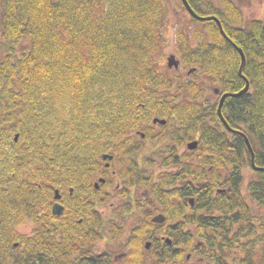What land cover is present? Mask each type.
I'll return each mask as SVG.
<instances>
[{"label":"trees","instance_id":"1","mask_svg":"<svg viewBox=\"0 0 264 264\" xmlns=\"http://www.w3.org/2000/svg\"><path fill=\"white\" fill-rule=\"evenodd\" d=\"M169 1L0 0V264H101L94 248L107 239L108 231L101 220H92L98 193L90 191L84 214L90 216L89 227L85 229L89 219L82 224L72 220L69 229L59 224L63 236L57 244L51 203L55 185L64 176L70 173L68 183L74 187L90 178L86 171L93 153L100 150L103 127L134 121L140 126L155 114L179 120L186 139L200 133L199 147L193 150L199 155L186 157L185 168H199L191 174L199 180L216 175L209 183L217 186L222 185L223 173L234 183L245 181V167H251L245 135L256 164L264 167V19L246 16L234 0H188L200 15H217L226 34L246 54L243 73L250 87L242 95L226 96L222 105L230 126L239 130L231 132L218 114L220 97L212 98L208 90L217 86L223 94L246 85L239 74L241 55L216 20L195 18L182 0H176L196 24L180 22L175 31L182 65L196 68V81L183 82L178 70L164 63ZM163 103L183 107L162 108ZM58 162L62 165L56 176ZM254 174L251 189L264 183V170ZM80 193L76 190L74 196ZM259 198L263 200V190ZM213 205H219L223 215L204 213L201 228L220 223L230 247L237 241L245 247L240 242L245 223L231 237L227 230L231 222H245L240 188L234 186L230 197ZM27 221L33 227L24 233L19 226ZM205 239L211 241L209 236ZM177 244V237L164 244L170 264L185 259ZM106 250L104 263L113 264L111 250ZM155 251L154 264H163V252Z\"/></svg>","mask_w":264,"mask_h":264},{"label":"flooded vegetation","instance_id":"2","mask_svg":"<svg viewBox=\"0 0 264 264\" xmlns=\"http://www.w3.org/2000/svg\"><path fill=\"white\" fill-rule=\"evenodd\" d=\"M180 66L183 67L182 61ZM178 74L183 82L196 81L187 70L180 69ZM197 81L203 84L200 79ZM211 90L220 89L212 86ZM221 94L219 91L216 97ZM161 107L173 109L183 105L163 103ZM172 115L175 117L177 114L172 112ZM156 117L165 119V123L155 120ZM185 136V129L180 126L179 120H168L157 114L140 126L134 121L123 127H103L100 150L93 153V163L86 171L90 178H82L79 187H74L68 183L69 173L64 178L60 176L61 181L55 185L51 212L56 244L61 242L63 236L58 229L59 224L69 229L73 226L72 220L75 224H82L90 218L84 214H87L89 207L90 191L95 190L98 194L93 200L95 216H92V220H101L106 229H115L117 237L121 234L125 239L119 244L121 249L114 248L109 252L113 264H134L138 260L141 264H154L155 249V253L163 252V264H170L169 248L164 244H171L173 237L178 238L176 247L185 253V259L176 260L177 264H264V198H259L262 190L264 193V183L252 189L250 186L257 169L245 167V181L237 184L227 173H223L220 186L209 183V178L216 179V175L204 180L193 178L191 174L198 173L199 168L186 169L184 163L186 157L189 160L199 155L193 150L199 147L200 133L191 134L187 139ZM192 140L198 142L194 149L189 148ZM61 165L58 162L54 167L56 176L61 171ZM211 169V166L207 167V170ZM224 179L229 181L224 183ZM234 186L240 188L245 197V211L241 214L245 216V222H231L227 229L228 236L231 237L232 232L238 233L245 223V237L240 239L245 247L239 246V241L235 243L236 247H230L229 241L219 231V228L222 229L220 223L218 226L212 223L207 230L199 224L204 213H211L212 217L223 215L219 205L213 204L224 196L230 197ZM56 190L59 191L58 197ZM76 190L81 191L77 198L74 196ZM57 204L63 206L60 213H56ZM99 206L105 209L101 210ZM236 211L239 213L240 209ZM158 214L165 216L163 222L153 220ZM104 218H107L106 221ZM108 218L119 220L120 224L113 227ZM89 224L90 219L83 228L87 229ZM208 236L210 242L205 239ZM138 237H141L143 248L137 246ZM147 242H150L149 247H146ZM94 250L101 264H105V246L97 244ZM83 251L87 253L89 249L85 247ZM199 251L210 257L199 255ZM85 258L88 259V256ZM243 258L245 262L241 261Z\"/></svg>","mask_w":264,"mask_h":264},{"label":"rangeland","instance_id":"3","mask_svg":"<svg viewBox=\"0 0 264 264\" xmlns=\"http://www.w3.org/2000/svg\"><path fill=\"white\" fill-rule=\"evenodd\" d=\"M234 1L237 2V4H239L242 7L246 16L250 18L257 17V18L264 19V0H248V3H245V4H241L240 0H234ZM167 16H168V22H167V26L165 29V35L167 36V39H168V45L166 47V57L164 59V63L166 66H168L167 56L171 55L172 53H175L177 55V58L181 59L179 55L177 54L176 48H175L176 27L180 24V22L185 26L196 25L194 22L191 23L190 16L184 11V9L180 6L179 2L176 0H170L167 3ZM172 69L176 70L175 68H172ZM180 69H183L185 71L187 70V72L189 70V68H184V66L181 67ZM208 93H209V96H211L212 98H216V94L213 90H208ZM99 208H101V210L105 209L104 207H101V206H99ZM106 219L107 218H104L103 220L106 221ZM108 221L112 222V225L114 224V226L115 225L118 226V224H120L119 220L115 221V219L110 220L108 218ZM32 227H33V223L31 221H27L26 223L20 225L19 229L25 233V232H30ZM109 228H110V225H109ZM107 231H108L107 239H103L102 241L98 242V244L105 246V248H108L109 250H112L114 248L118 250L121 249V247H119V244L124 242L125 239H122L121 234L120 236L117 237V235L111 232L110 229L109 230L107 229ZM141 243L137 242V246L141 245V248H143V243L142 244ZM241 261L245 262V258L241 259Z\"/></svg>","mask_w":264,"mask_h":264},{"label":"water","instance_id":"4","mask_svg":"<svg viewBox=\"0 0 264 264\" xmlns=\"http://www.w3.org/2000/svg\"><path fill=\"white\" fill-rule=\"evenodd\" d=\"M182 1H183L184 5L186 6L187 11H188L193 17L198 18V19H201V20H216L217 23H218V25H219V27H220V30H221L222 34H223V35H224V36H225L230 42H232V43L236 46V48L238 49V51H239V53H240V55H241V64H240V68H239V74L245 79V81H246V85H245L242 89H240L239 91H235V92H224V93L221 95V97H220L219 105H218V113H219V116H220L221 120H222L223 123L225 124V126H226L229 130H231V131H237L235 128H233V127L230 126V124L228 123L227 119L224 117V115H223V113H222V105H223V102H224L226 96H229V95H242V94H244L245 92H247L248 89H249V87H250V81H249V79L247 78V76L243 73V69H244V67H245V65H246V61H247L246 54H245L243 48H242L241 46H239L237 43H235V42H234V41H233V40H232V39L226 34V32H225L224 29H223L222 23H221V21H220V19H219V17H218L217 15H215V14H214V15H208V16L200 15L198 12H196V11L194 10V8L190 5V3H189L188 0H182ZM167 63H168V67H169V68H173V67H175V68H179V66H180V59H178V58L176 57V54H175V53H172L171 55H169V56L167 57ZM195 69H196V68L193 67V68H191V69L189 70V72H192V71H194ZM215 92H218V90H215ZM157 119H159V120H161V122L165 123V119H160V118L156 117L155 120H157ZM18 136H19V135L16 134V138H18ZM245 138H246L247 145H248V147H249V149L251 150V153H252V165H253V167L256 168V169H257V168H258V169H264V168H262V167H257V166H256V164H255V152H254V150H253V147H252V145H251V142H250L249 138H248L246 135H245ZM197 144H198L197 140H193V141H191V142L189 143V148L194 149V148L197 147ZM58 196H59V191L56 190V197H58ZM57 205H58V204H57ZM57 205H55V206H57ZM54 209H55V207H54ZM62 209H63V206H62V205H58V208L56 209V213H60V212L62 211ZM164 219H165V216H164L163 214H158V215H156V216L153 218L154 221H158V222H163ZM168 240L171 242V239H168ZM15 244L17 245V243H15ZM149 246H150V242H147L146 247H149Z\"/></svg>","mask_w":264,"mask_h":264},{"label":"snow or ice","instance_id":"5","mask_svg":"<svg viewBox=\"0 0 264 264\" xmlns=\"http://www.w3.org/2000/svg\"><path fill=\"white\" fill-rule=\"evenodd\" d=\"M240 3H241V4L248 3V0H240Z\"/></svg>","mask_w":264,"mask_h":264}]
</instances>
